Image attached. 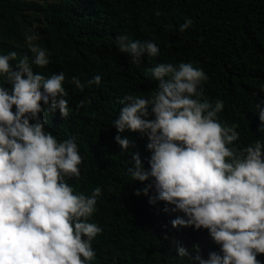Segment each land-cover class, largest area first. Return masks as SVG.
I'll return each mask as SVG.
<instances>
[{
	"label": "clouds",
	"instance_id": "obj_1",
	"mask_svg": "<svg viewBox=\"0 0 264 264\" xmlns=\"http://www.w3.org/2000/svg\"><path fill=\"white\" fill-rule=\"evenodd\" d=\"M192 23L185 19L179 31ZM35 39L26 36L34 54L31 64L44 68L50 63L48 53L32 43ZM116 43L133 65L160 52L156 43L127 35L117 36ZM17 59L15 51L0 55V77L10 85L0 84V264H90L96 255L92 241L102 228L88 220L102 189L97 186L86 196L67 183L80 176L78 145L74 138L58 141L40 118L57 109L62 118L69 116L65 74L36 73L27 56L13 66ZM145 75L158 82L156 89L147 98L125 96L113 121L120 153L131 155L127 174L132 181H150L135 195L154 190L149 204L162 201L165 212L183 213L171 220L172 228L207 229L220 249L205 259L198 245H193L194 255L178 245L177 256L195 264H261L264 143L257 139L239 151L228 147L239 140V125L218 120L223 100L200 99L198 87L208 79L202 69L185 62L160 63ZM101 79L96 75L86 83L98 86ZM69 82L80 91L86 86L76 76ZM85 103L90 101L78 106ZM256 108L264 125V103ZM125 132L146 136L148 170L138 152H129L134 144L120 135Z\"/></svg>",
	"mask_w": 264,
	"mask_h": 264
},
{
	"label": "trees",
	"instance_id": "obj_2",
	"mask_svg": "<svg viewBox=\"0 0 264 264\" xmlns=\"http://www.w3.org/2000/svg\"><path fill=\"white\" fill-rule=\"evenodd\" d=\"M9 5L16 16L26 7L39 15L47 35L35 45L47 51L50 63L44 68L31 64L34 54L28 46L14 44L18 33L10 26L1 35L12 42L0 37V55L15 51L18 59L27 56L33 71L45 76L64 72L69 116L62 118L57 109L40 118L45 131L58 141L74 138L78 145L83 158L80 176L66 178L67 183L86 196L97 186L102 189L88 220L102 228L92 241L96 255L90 264H195L177 256L178 245L190 255L195 254L193 245H198L205 259L209 252H219L207 229L172 228L171 220L183 213L165 212L162 201L149 204L154 190L147 196L135 195L150 181H132L127 174L133 166L131 155L120 153L113 121L125 96L147 98L156 89L158 82L145 75L147 68L185 62L208 77L198 87L200 99L223 100L218 120L239 125L240 138L228 147L239 151L257 139L264 143V125L256 108L264 103V0H43L37 5ZM185 19L193 23L181 33ZM119 35L154 42L160 52L133 65L128 54L118 50ZM18 59L11 61L13 66ZM96 75L101 83L88 86L86 82ZM73 76L86 85L83 91L69 82ZM0 84L10 87L3 77ZM81 100L90 103L79 107ZM120 135L132 141L129 152H138L143 169L148 170L151 153L146 136ZM257 259L264 264V254Z\"/></svg>",
	"mask_w": 264,
	"mask_h": 264
},
{
	"label": "rangeland",
	"instance_id": "obj_3",
	"mask_svg": "<svg viewBox=\"0 0 264 264\" xmlns=\"http://www.w3.org/2000/svg\"><path fill=\"white\" fill-rule=\"evenodd\" d=\"M43 0H0V37L4 39L5 42H12L4 38L2 30L6 26H10L15 34L18 33V41L13 40L14 44L26 45L28 42L26 36L34 35L36 39L32 41L33 44L38 43L39 39L47 35V30L44 23L41 21L39 15L33 9H24L21 11V16H16V14L11 10L10 5L12 2L22 3V4H41ZM20 7V6H19ZM31 8V7H30Z\"/></svg>",
	"mask_w": 264,
	"mask_h": 264
}]
</instances>
